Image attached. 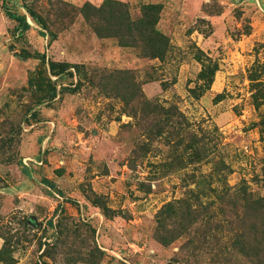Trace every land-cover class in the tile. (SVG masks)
Masks as SVG:
<instances>
[{
    "label": "rangeland",
    "instance_id": "1",
    "mask_svg": "<svg viewBox=\"0 0 264 264\" xmlns=\"http://www.w3.org/2000/svg\"><path fill=\"white\" fill-rule=\"evenodd\" d=\"M104 1L0 0V264H264V0Z\"/></svg>",
    "mask_w": 264,
    "mask_h": 264
},
{
    "label": "trees",
    "instance_id": "2",
    "mask_svg": "<svg viewBox=\"0 0 264 264\" xmlns=\"http://www.w3.org/2000/svg\"><path fill=\"white\" fill-rule=\"evenodd\" d=\"M116 4H118V2L116 1V0H105L104 1V3H103V5L99 8V11L100 10H102L103 8L104 9H106V8H108V9H110V10H112L113 9V7H115V5ZM111 7H112V9H111ZM28 12L30 13V15L32 16V18L37 22V23H39V24H41L44 28H46L47 29V23H46V21L41 17V15H39L37 12H35L34 10H32L31 8H28ZM109 12H111V11H109ZM150 11L148 10V9H145L144 8V14H146V13H149ZM112 13H113V11H112ZM11 15V14H10ZM12 16H15V15H12ZM121 17V19L122 20H124V21H126V19L123 17V16H128V11H127V9L125 8V11L122 13V15H120ZM144 19H142L141 21H143ZM19 21L21 22V23H24L26 26H28V20H27V16L26 15H22L21 17H20V19H19ZM123 24H125L124 22H123ZM126 25H128L127 24V22H126ZM127 28H128V26H127ZM111 30H113V29H111ZM116 30H118V29H116ZM129 30V29H128ZM130 32H132L131 30H129ZM67 65L66 64H63V65H60V64H57L56 62H54V61H50V68H51V71H52V73L53 74H60L61 72H64V71H66L67 69H68V67H66ZM204 68H205V70L202 72V75L205 77V76H207L206 75V71L207 70H209L210 71V73H213L214 72V69H213V67H211L210 65H205L204 66ZM56 96V95H55ZM54 96V97H55ZM46 182H47V180H46ZM48 183H50V182H48ZM193 213H195V212H193ZM189 215H194V214H189Z\"/></svg>",
    "mask_w": 264,
    "mask_h": 264
},
{
    "label": "water",
    "instance_id": "3",
    "mask_svg": "<svg viewBox=\"0 0 264 264\" xmlns=\"http://www.w3.org/2000/svg\"><path fill=\"white\" fill-rule=\"evenodd\" d=\"M131 167H134L133 163L130 164Z\"/></svg>",
    "mask_w": 264,
    "mask_h": 264
}]
</instances>
